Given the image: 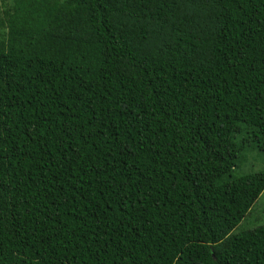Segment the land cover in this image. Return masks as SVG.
Listing matches in <instances>:
<instances>
[{
  "label": "trees",
  "instance_id": "16d2710c",
  "mask_svg": "<svg viewBox=\"0 0 264 264\" xmlns=\"http://www.w3.org/2000/svg\"><path fill=\"white\" fill-rule=\"evenodd\" d=\"M248 148L264 0H0V264H264Z\"/></svg>",
  "mask_w": 264,
  "mask_h": 264
},
{
  "label": "rangeland",
  "instance_id": "374dc122",
  "mask_svg": "<svg viewBox=\"0 0 264 264\" xmlns=\"http://www.w3.org/2000/svg\"><path fill=\"white\" fill-rule=\"evenodd\" d=\"M264 172V154L257 148H248L242 153V163L235 172L236 176L245 174H260ZM264 225V192L253 205L249 216L239 225L234 232L252 229ZM233 232V233H234Z\"/></svg>",
  "mask_w": 264,
  "mask_h": 264
}]
</instances>
